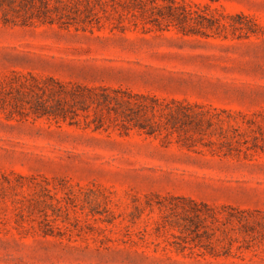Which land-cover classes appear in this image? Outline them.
<instances>
[{
	"label": "rangeland",
	"instance_id": "obj_1",
	"mask_svg": "<svg viewBox=\"0 0 264 264\" xmlns=\"http://www.w3.org/2000/svg\"><path fill=\"white\" fill-rule=\"evenodd\" d=\"M175 1L244 29L0 3V264H264V0ZM92 89L238 125L149 117L147 135L70 96ZM204 206L216 220L194 216Z\"/></svg>",
	"mask_w": 264,
	"mask_h": 264
},
{
	"label": "trees",
	"instance_id": "obj_2",
	"mask_svg": "<svg viewBox=\"0 0 264 264\" xmlns=\"http://www.w3.org/2000/svg\"><path fill=\"white\" fill-rule=\"evenodd\" d=\"M2 3V0H0ZM76 4V1H75ZM78 12L85 16H96L116 12L118 14L127 13L136 17L137 15L144 18L150 15L157 16L161 19H167L171 23L177 25L180 29L188 28L190 23H195L202 29L214 32L218 30H243L244 26L240 22H228L215 17L207 18L206 14L201 13L200 7L196 6L199 13L193 11L192 7L185 3H179L175 0H77ZM196 13L197 18L193 15ZM238 19H245L246 16L240 14ZM246 29H249L246 27ZM70 96L83 102H89L106 111L108 115L122 114L128 120H135V126L139 131L147 135L154 132L152 126L147 124L148 118L151 120L156 118H165L168 124L180 131H194L199 135L205 133V128L212 130L220 125L232 126L238 122L230 110L204 109L198 106L182 105L175 101L172 104L165 105L160 99L149 95H135L128 92L114 91L109 89H101L100 91L92 89L86 93L82 90L73 91ZM172 106V107H171ZM50 116L65 119L64 111L60 108L56 112H52ZM244 124L249 127L256 125L254 119L245 118ZM150 120V121H151ZM206 135V134H204ZM202 211H193L195 217H206L216 220V215L207 206ZM210 212V213H209Z\"/></svg>",
	"mask_w": 264,
	"mask_h": 264
}]
</instances>
